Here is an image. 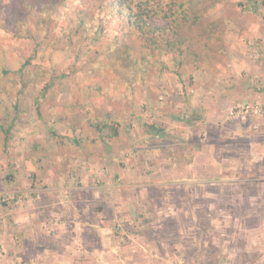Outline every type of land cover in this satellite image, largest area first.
<instances>
[{"label": "rangeland", "instance_id": "1", "mask_svg": "<svg viewBox=\"0 0 264 264\" xmlns=\"http://www.w3.org/2000/svg\"><path fill=\"white\" fill-rule=\"evenodd\" d=\"M194 6L224 19L255 9L251 0ZM67 11L61 4L56 18ZM82 44L53 51L52 75L69 91L45 103L41 117L33 86L16 99L1 83L0 125L12 126L7 135L0 128V264H264V235L256 237L264 181H242L227 164L221 174L220 159L187 168L188 141L203 144L188 122L204 117L190 109L200 93L195 75L211 59L168 78L146 53L117 73L75 74L90 68ZM21 65L0 46V67Z\"/></svg>", "mask_w": 264, "mask_h": 264}, {"label": "trees", "instance_id": "2", "mask_svg": "<svg viewBox=\"0 0 264 264\" xmlns=\"http://www.w3.org/2000/svg\"><path fill=\"white\" fill-rule=\"evenodd\" d=\"M194 3L195 0H0V46L22 59L17 71L0 67V88L6 81L2 90L10 97L15 94L17 99L21 91L33 86V105L41 117L45 103H55L59 94L69 91L68 86L59 83L61 75H52L49 65L53 51L61 49V43H65L61 50L71 43H84L80 48L90 49V68H75V74L117 73L130 67L134 57L143 53L159 63L158 77L179 74L181 67L200 70L211 55L223 53L226 23L222 17L207 14L204 7L195 8ZM61 4H66L68 11L58 19L55 12ZM44 47L49 51L43 58ZM11 126L0 128L7 135ZM112 130V136H118V131Z\"/></svg>", "mask_w": 264, "mask_h": 264}, {"label": "crops", "instance_id": "3", "mask_svg": "<svg viewBox=\"0 0 264 264\" xmlns=\"http://www.w3.org/2000/svg\"><path fill=\"white\" fill-rule=\"evenodd\" d=\"M251 1L252 9L255 8L251 15L243 12L242 16L238 13L225 18V51L210 58L204 71L195 75L200 93L192 100L190 109H201L204 117L188 122L191 131L201 129L203 144L190 145L188 141L193 162L187 168L202 160L206 169L207 162L220 159L219 173L228 170L224 166L227 164L234 176H242V181L254 180L255 175L264 181V119L227 118L229 109L238 103L264 105V15L256 9L258 1ZM212 132L217 139L214 143ZM261 183L254 184L257 191H262ZM255 204L260 206V201ZM263 235L264 230L256 237L261 239ZM261 241L264 243V238Z\"/></svg>", "mask_w": 264, "mask_h": 264}, {"label": "built area", "instance_id": "4", "mask_svg": "<svg viewBox=\"0 0 264 264\" xmlns=\"http://www.w3.org/2000/svg\"><path fill=\"white\" fill-rule=\"evenodd\" d=\"M256 117L264 119V105L259 103H238L228 111V119Z\"/></svg>", "mask_w": 264, "mask_h": 264}]
</instances>
